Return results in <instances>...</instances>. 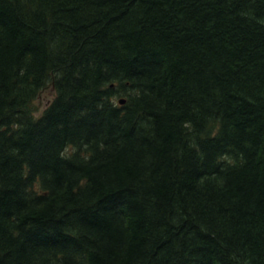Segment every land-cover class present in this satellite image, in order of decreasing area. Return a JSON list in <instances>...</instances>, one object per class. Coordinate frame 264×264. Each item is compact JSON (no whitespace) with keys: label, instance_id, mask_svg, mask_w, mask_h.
Returning a JSON list of instances; mask_svg holds the SVG:
<instances>
[{"label":"trees","instance_id":"1","mask_svg":"<svg viewBox=\"0 0 264 264\" xmlns=\"http://www.w3.org/2000/svg\"><path fill=\"white\" fill-rule=\"evenodd\" d=\"M0 264H264V0H0Z\"/></svg>","mask_w":264,"mask_h":264},{"label":"rangeland","instance_id":"2","mask_svg":"<svg viewBox=\"0 0 264 264\" xmlns=\"http://www.w3.org/2000/svg\"><path fill=\"white\" fill-rule=\"evenodd\" d=\"M56 97V90L52 84L48 86L46 89H43L35 103L32 104V109L34 108V114L36 117L40 116L41 113L49 107L53 99ZM74 148L67 149V152L73 151Z\"/></svg>","mask_w":264,"mask_h":264},{"label":"water","instance_id":"3","mask_svg":"<svg viewBox=\"0 0 264 264\" xmlns=\"http://www.w3.org/2000/svg\"><path fill=\"white\" fill-rule=\"evenodd\" d=\"M125 102H126V99H125V98L120 99V103H121V104H123V103H125Z\"/></svg>","mask_w":264,"mask_h":264}]
</instances>
